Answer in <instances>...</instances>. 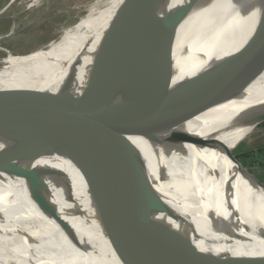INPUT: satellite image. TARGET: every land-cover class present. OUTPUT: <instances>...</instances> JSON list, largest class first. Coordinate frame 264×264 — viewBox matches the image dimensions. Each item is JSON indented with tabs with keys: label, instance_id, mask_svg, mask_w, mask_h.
<instances>
[{
	"label": "bare ground",
	"instance_id": "bare-ground-1",
	"mask_svg": "<svg viewBox=\"0 0 264 264\" xmlns=\"http://www.w3.org/2000/svg\"><path fill=\"white\" fill-rule=\"evenodd\" d=\"M28 1L29 7L40 3ZM142 2H93L77 24L61 32L69 35L66 46H59L64 35L48 49L0 60V81L14 80L0 91V120H35L44 130L71 122L108 69L107 64L91 74L123 24L124 8L135 14ZM186 2L166 0L162 12ZM263 6L264 0H195L176 17L169 33L167 97L234 54L254 31ZM61 93L72 95L73 104L44 114L40 103ZM31 99L36 107L27 116L20 106ZM262 123L264 60L232 92L178 129L233 152ZM130 142L140 152L141 180L110 170L78 172L60 155L40 158L33 167L68 178L59 183L46 178L48 187L34 194L23 179L0 174V264H170L169 249L180 252L189 239L201 251L239 258L233 264H264V190L252 178L215 150L185 144L182 151L163 155L160 145L143 138ZM176 155L185 157L177 166ZM208 218L227 222L234 237L204 232Z\"/></svg>",
	"mask_w": 264,
	"mask_h": 264
},
{
	"label": "water",
	"instance_id": "water-1",
	"mask_svg": "<svg viewBox=\"0 0 264 264\" xmlns=\"http://www.w3.org/2000/svg\"><path fill=\"white\" fill-rule=\"evenodd\" d=\"M194 1L187 0L165 13L162 7L166 0H143L135 14L124 8V22L95 59L91 74L107 64L108 69L71 122L44 130L43 123L35 120H0V174L23 179L29 194H34L48 187L46 178L56 183L68 178L56 170L33 167L40 158L60 155L78 172L110 170L141 180L140 152L130 139L143 138L160 145L163 155L182 151L185 144L221 152L264 190V185L238 162L234 151L211 138L178 129L232 92L264 60V6L254 31L216 71L194 79L167 97L172 77L170 29L174 19L183 16ZM69 96L48 95L46 102L38 106L47 115L62 112L73 104ZM34 100L20 106L27 116L36 107ZM184 158L176 155L173 164L177 166ZM227 224L208 218L204 232L234 237L226 229ZM220 228L225 229L224 233ZM189 229L194 231L191 224ZM169 250L170 264H233L239 259L201 251L190 239L182 251L176 252L174 247Z\"/></svg>",
	"mask_w": 264,
	"mask_h": 264
},
{
	"label": "rangeland",
	"instance_id": "rangeland-1",
	"mask_svg": "<svg viewBox=\"0 0 264 264\" xmlns=\"http://www.w3.org/2000/svg\"><path fill=\"white\" fill-rule=\"evenodd\" d=\"M96 1L40 0L37 6L29 7L31 2L28 0H0V60L6 56H26L48 49L64 35L67 39L59 46H66L69 35L61 32L77 24ZM79 23H86V20ZM0 82L4 84L0 87L1 91L14 80L2 79ZM249 138L237 147L234 154L239 160L243 159V167L254 178H259L264 176V150L258 152L264 148V123Z\"/></svg>",
	"mask_w": 264,
	"mask_h": 264
},
{
	"label": "trees",
	"instance_id": "trees-1",
	"mask_svg": "<svg viewBox=\"0 0 264 264\" xmlns=\"http://www.w3.org/2000/svg\"><path fill=\"white\" fill-rule=\"evenodd\" d=\"M264 150V148H261L258 152H262ZM247 156V155H246ZM236 159L238 160V162L243 166L244 165V162H243V159L242 158H240V160H239V158H237V156H236ZM242 159V160H241ZM263 185H264V176H262V177H259V178H257Z\"/></svg>",
	"mask_w": 264,
	"mask_h": 264
}]
</instances>
